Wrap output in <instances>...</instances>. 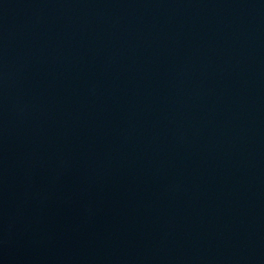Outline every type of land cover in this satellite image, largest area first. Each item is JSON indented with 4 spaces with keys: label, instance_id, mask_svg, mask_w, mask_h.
Here are the masks:
<instances>
[{
    "label": "water",
    "instance_id": "95a60500",
    "mask_svg": "<svg viewBox=\"0 0 264 264\" xmlns=\"http://www.w3.org/2000/svg\"><path fill=\"white\" fill-rule=\"evenodd\" d=\"M0 264H264V0H0Z\"/></svg>",
    "mask_w": 264,
    "mask_h": 264
}]
</instances>
